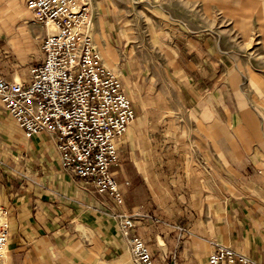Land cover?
Instances as JSON below:
<instances>
[{
	"label": "crops",
	"instance_id": "1",
	"mask_svg": "<svg viewBox=\"0 0 264 264\" xmlns=\"http://www.w3.org/2000/svg\"><path fill=\"white\" fill-rule=\"evenodd\" d=\"M29 1L0 0V77L9 82L29 84L31 69L45 57L47 29L34 21ZM91 6L94 44L135 114L115 141L118 162L111 167L123 202L74 178L62 168L53 138L26 137L0 102L6 264L116 258L126 264L122 212L135 217L136 234L158 264H207L215 244L264 264V173L254 165L250 113L241 119L251 128L235 125L228 95L210 88V76L226 67L217 40L196 34L154 46L129 29L111 2L91 0Z\"/></svg>",
	"mask_w": 264,
	"mask_h": 264
},
{
	"label": "built area",
	"instance_id": "2",
	"mask_svg": "<svg viewBox=\"0 0 264 264\" xmlns=\"http://www.w3.org/2000/svg\"><path fill=\"white\" fill-rule=\"evenodd\" d=\"M34 21L47 29L44 61L31 69V82L0 77V102L29 137L53 138L63 169L121 205L123 196L111 167L118 162L115 141L135 114L119 76L107 68L94 44L88 0H30ZM120 229L136 264H158L136 234L135 217L120 213ZM9 228L0 206V264H6ZM172 264H178L173 261ZM207 264H261L231 247L215 244Z\"/></svg>",
	"mask_w": 264,
	"mask_h": 264
},
{
	"label": "rangeland",
	"instance_id": "3",
	"mask_svg": "<svg viewBox=\"0 0 264 264\" xmlns=\"http://www.w3.org/2000/svg\"><path fill=\"white\" fill-rule=\"evenodd\" d=\"M108 1L129 29L144 41L150 38L148 44L155 46L159 40L173 37L180 44L196 34L217 40L226 56V67L210 76V88L218 85L228 95L235 125L249 126L243 124L241 116L250 113L253 128L248 129L254 131L251 134L257 152L254 165L264 173V0ZM90 30L93 38L92 22ZM183 56H188L185 49ZM210 107L214 108L212 104ZM128 251L125 262L133 264Z\"/></svg>",
	"mask_w": 264,
	"mask_h": 264
}]
</instances>
